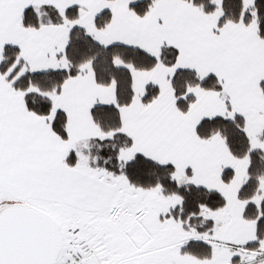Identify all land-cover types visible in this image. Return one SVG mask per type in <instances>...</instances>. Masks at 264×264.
I'll return each mask as SVG.
<instances>
[{"label": "snow or ice", "instance_id": "1", "mask_svg": "<svg viewBox=\"0 0 264 264\" xmlns=\"http://www.w3.org/2000/svg\"><path fill=\"white\" fill-rule=\"evenodd\" d=\"M0 264H264V0H0Z\"/></svg>", "mask_w": 264, "mask_h": 264}]
</instances>
